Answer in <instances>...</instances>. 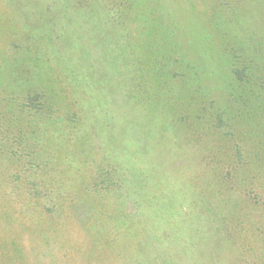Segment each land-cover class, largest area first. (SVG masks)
I'll return each instance as SVG.
<instances>
[{"label":"rangeland","instance_id":"1","mask_svg":"<svg viewBox=\"0 0 264 264\" xmlns=\"http://www.w3.org/2000/svg\"><path fill=\"white\" fill-rule=\"evenodd\" d=\"M158 3L171 7L0 0V264L264 263L233 255L236 238L202 204L210 198L196 199L216 164L232 174L233 203L264 195L253 163L264 158V77L237 83L225 53L238 47L210 23L211 59L201 66L187 48L177 64ZM199 3L194 19L206 21ZM220 117L232 135L215 129Z\"/></svg>","mask_w":264,"mask_h":264},{"label":"trees","instance_id":"2","mask_svg":"<svg viewBox=\"0 0 264 264\" xmlns=\"http://www.w3.org/2000/svg\"><path fill=\"white\" fill-rule=\"evenodd\" d=\"M195 1H199L200 6L204 5L208 8V10L204 12L206 21L194 19L192 7H196L200 11ZM169 2L171 3V7L168 9H164L159 3L156 4V7L159 11V15H161L164 9V15L169 19L167 29L172 38V41L168 42L169 52L171 55H175V53H180L182 55L181 59L179 58L177 61L174 60L177 64L180 63V65H185L188 63L186 58L187 48L200 52L199 59L202 62L201 66L205 65L208 59H211L210 54L214 50L213 38L215 35L207 31L204 26L210 23L211 29L214 31L213 33L219 34L230 41L231 49H236V47H238L240 56L234 53L232 56L231 50L227 53L224 52L227 54L226 56H228L227 62L230 61L227 63V66L235 81L244 84L246 80V83L249 82L251 77L255 80H259L256 75L260 78L264 77V0H169ZM172 5H176V7L172 8ZM89 11L91 13V10ZM159 21L160 18L157 19V23ZM158 25L159 28L162 29L159 23ZM174 34L182 36L180 41H175ZM224 41L225 44L229 43L226 40ZM181 42L183 47L180 45ZM120 50H122L120 51L122 55L126 52L124 47ZM234 59L235 64H232ZM240 59L243 60L241 63L245 62L243 65H239ZM219 60H222L221 55L219 56ZM225 60L226 59H224V61ZM171 64L172 62H170L169 65ZM15 68L16 67L13 69ZM35 98L36 97H34V99ZM226 121L227 120L220 117L216 122V127L215 124L214 127L221 134L232 135L230 131H228L229 133L225 131L224 124H226ZM263 136L264 133L260 132L259 136L258 134L256 135V139L262 138ZM262 143H264V138L258 144ZM231 152L233 160L236 161V164H240L238 159H240L239 157L241 156V148L239 147L237 150H234V152L231 149ZM254 162L258 163L260 166L259 169L264 170V158L262 156L256 153L253 159V163ZM213 163H215V161H213ZM238 166L239 165H237L236 168ZM218 168H221L220 164H216L211 168L213 173L210 176L205 175V173L203 174L205 178H202L205 181H203L201 188L197 187L198 196L196 199L202 201L204 200L202 197L210 198V200H208L209 208L206 202L202 204L205 205L209 211L210 209L214 211V213L210 212L214 215V218L218 220L217 223L220 221L223 222L221 224L219 223L223 234H225L226 237L232 236L236 238L230 250L233 255L244 253L250 258L254 256L259 257L260 255L261 257L264 256V195H261V198H259V195L252 189L251 193L246 191V195L243 194L233 203L231 199L232 197L236 198L234 196H237V194H234L235 191L233 192V183L230 178L232 174L228 167H223L226 168V172L222 173L225 177V182L221 180L220 176H222V174H218ZM263 172L264 171L261 173ZM261 173L259 176H263ZM247 176L249 177V185L252 181L255 183V186H258L257 183L260 185V178L258 175L254 178L249 175ZM195 178H197V176ZM238 178L239 177H237V179L235 178V182H238ZM199 180L200 177H198V181ZM244 183L246 184L247 182ZM239 187H237V191H239ZM199 195L202 197H199ZM243 204L246 206L248 205L250 208L253 207L257 213L250 218L247 217L246 214H242L243 216L238 215L242 212L239 207ZM223 214H225L224 217ZM244 221H246V226L244 225L245 223H242ZM240 241H244L245 243L241 246ZM244 264H257V261L250 262V260H248L244 262Z\"/></svg>","mask_w":264,"mask_h":264}]
</instances>
